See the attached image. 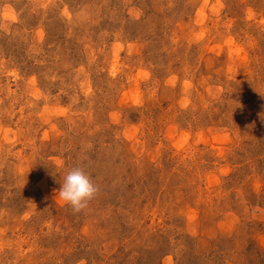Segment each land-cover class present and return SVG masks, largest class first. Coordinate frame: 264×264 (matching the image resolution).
I'll return each instance as SVG.
<instances>
[{"label": "rangeland", "instance_id": "374dc122", "mask_svg": "<svg viewBox=\"0 0 264 264\" xmlns=\"http://www.w3.org/2000/svg\"><path fill=\"white\" fill-rule=\"evenodd\" d=\"M0 264H264V0H0Z\"/></svg>", "mask_w": 264, "mask_h": 264}, {"label": "clouds", "instance_id": "9594fccd", "mask_svg": "<svg viewBox=\"0 0 264 264\" xmlns=\"http://www.w3.org/2000/svg\"><path fill=\"white\" fill-rule=\"evenodd\" d=\"M98 192L99 188L92 182L89 174L83 168L75 167L65 174L54 197L69 206L73 213H80L88 207Z\"/></svg>", "mask_w": 264, "mask_h": 264}]
</instances>
